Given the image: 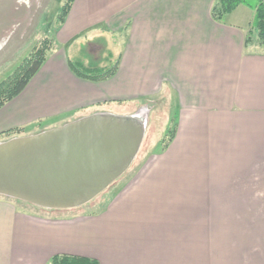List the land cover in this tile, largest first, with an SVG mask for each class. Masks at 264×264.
<instances>
[{"label":"crops","instance_id":"obj_1","mask_svg":"<svg viewBox=\"0 0 264 264\" xmlns=\"http://www.w3.org/2000/svg\"><path fill=\"white\" fill-rule=\"evenodd\" d=\"M215 1L74 0L42 67L0 108V132L133 114L165 98L176 134L147 152L97 215L33 212L0 196V264H48L58 254L99 264H264V50L245 46L252 8L219 22ZM100 38L119 64L93 82L71 70L70 52Z\"/></svg>","mask_w":264,"mask_h":264},{"label":"water","instance_id":"obj_2","mask_svg":"<svg viewBox=\"0 0 264 264\" xmlns=\"http://www.w3.org/2000/svg\"><path fill=\"white\" fill-rule=\"evenodd\" d=\"M136 113H95L0 142V195L44 209L89 203L122 177L139 153L147 126Z\"/></svg>","mask_w":264,"mask_h":264},{"label":"rangeland","instance_id":"obj_3","mask_svg":"<svg viewBox=\"0 0 264 264\" xmlns=\"http://www.w3.org/2000/svg\"><path fill=\"white\" fill-rule=\"evenodd\" d=\"M65 1L66 0H0V82L7 79L35 48L42 47L45 40L49 41V51L53 46H56V36L61 24L58 21V17ZM247 1L255 3L257 0ZM252 21L246 31L247 37L251 30L250 33L253 41L249 46L250 48L254 47L256 50L263 51L264 44H262L258 38L257 29L252 28ZM95 44L97 46H94ZM81 47L82 52L80 53L79 49H81ZM108 48V44L103 38L96 39L94 42H83V44L81 41L75 46V49L71 50L74 52H70V58L73 61L85 58L84 60H79L83 62L85 66H88L85 64L87 61H90L91 65L89 66L91 67L98 65L101 66L105 64L106 60L107 63L104 66L110 65L116 60H119V51H115V53L112 54L110 53L108 55L109 59H106L104 57V52ZM77 52L80 56L79 59H76ZM164 99L158 98L153 101H147L134 111V113L143 111V115L146 119V123L144 124H146L147 130L140 151L131 167L123 174V176L120 177L110 189L103 192L95 200L75 208L42 209L39 206L18 199H9L18 201L21 207L30 211H41L45 214L69 215L73 213H84L88 215H97L105 211L110 202V198L113 197L114 193L134 177L137 170L140 168V165L144 162L146 154H148L147 152L161 151L164 148L163 145L168 141L169 132L173 126L174 116L170 107H168V101ZM114 108H118V110L122 109L117 106ZM124 110L127 111L130 109L128 108ZM122 112L124 111L122 110ZM95 113L112 112L97 111L91 114ZM118 114L129 115L130 113ZM79 118L81 117H78L77 119ZM60 123L61 122L56 123V121H49L31 126L27 130H23L22 136L38 134L50 128L57 127ZM9 139L11 138L4 137L3 139H0V142Z\"/></svg>","mask_w":264,"mask_h":264},{"label":"trees","instance_id":"obj_4","mask_svg":"<svg viewBox=\"0 0 264 264\" xmlns=\"http://www.w3.org/2000/svg\"><path fill=\"white\" fill-rule=\"evenodd\" d=\"M73 2L74 0L65 1L58 17L59 23H63L65 21V18L69 14ZM242 4H245L254 10L255 13L251 26L252 28L257 29L258 38L261 43L264 44V0H257L255 3L248 2L247 0H216L211 11L212 17L216 21L221 22L226 15L234 12L238 8V6ZM250 32L251 30L249 31V34L245 39L246 47L249 46L253 41ZM48 42V40H45V42L42 44V47L35 48L34 51H32V53L23 60V62L7 79L0 82V108L7 102L14 99L16 96H18L42 67L43 63L46 60L47 52L49 51L48 48H50ZM118 64L119 60H116L110 65L91 67L85 66L81 61H69L71 70L77 76L93 82L105 81L113 77L118 69ZM23 130L24 128H16L0 132V139H3L4 137L12 138L15 136H22ZM176 130L177 123L176 119L173 118V126L171 131L169 132L168 141L165 143V145H163V149L167 148L171 143V141L175 137ZM113 184H111L106 190L110 189ZM48 264H99V261L97 259L88 257L58 254L53 256Z\"/></svg>","mask_w":264,"mask_h":264},{"label":"bare ground","instance_id":"obj_5","mask_svg":"<svg viewBox=\"0 0 264 264\" xmlns=\"http://www.w3.org/2000/svg\"><path fill=\"white\" fill-rule=\"evenodd\" d=\"M144 112L140 111L139 113L137 112L133 117L137 119L139 123H146L145 116L143 115Z\"/></svg>","mask_w":264,"mask_h":264}]
</instances>
